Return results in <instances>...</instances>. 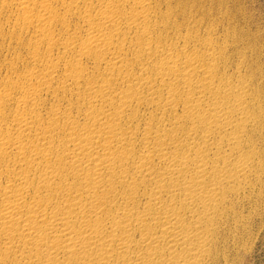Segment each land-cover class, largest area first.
Here are the masks:
<instances>
[{
	"label": "bare ground",
	"instance_id": "obj_1",
	"mask_svg": "<svg viewBox=\"0 0 264 264\" xmlns=\"http://www.w3.org/2000/svg\"><path fill=\"white\" fill-rule=\"evenodd\" d=\"M212 2L0 0V264H235L264 31Z\"/></svg>",
	"mask_w": 264,
	"mask_h": 264
},
{
	"label": "rangeland",
	"instance_id": "obj_2",
	"mask_svg": "<svg viewBox=\"0 0 264 264\" xmlns=\"http://www.w3.org/2000/svg\"><path fill=\"white\" fill-rule=\"evenodd\" d=\"M213 1H214V2H212L213 4L221 3L223 8L224 9L226 8V10H228V11H230V9H231V11H232L231 13H235L237 15L243 14V16H245L250 21L248 23L249 24L248 27H250L252 32L254 31L256 33V35L259 33V31L260 32L264 31V0H245V1L244 0H235V1L234 0H231V1L230 0L229 1L228 0H222L223 3L220 0H213ZM216 1H218L219 3ZM232 1H234V2H232ZM236 1H238L237 2L238 4L236 3ZM226 3L228 5H226ZM236 6L238 7V9ZM233 7L234 8L236 7V9H234ZM239 7L242 9H240ZM249 13H251V14L249 15ZM244 14H246V15H244ZM253 19L254 20L256 19V20L253 21ZM253 23H254V25H253ZM255 23H256V25L258 23V27L255 25ZM259 24L260 25L262 24L261 27ZM255 26L257 27V29ZM261 28L263 30H261ZM258 29H260V30H258ZM263 34H264V32L261 34L259 33L258 37H259V39L261 38L260 40H262L264 42V37H262ZM261 205H262V207H261ZM261 205L259 207L261 212H259V215H258V216L261 215V217L257 216V218L254 220L253 225H252L253 227L251 228L252 230L253 229L254 230L251 231L252 233L250 232V233H248V236H246L247 241L244 238V241H246V242H243V246H244V244L245 245L247 244V245L244 246L243 249L241 248V250L239 251L240 257H238V259H236L235 264H236V262H238L240 264H264V203H262ZM245 247H246V249L248 248L247 251H246ZM244 249H245V251H244ZM244 252H246V253H244Z\"/></svg>",
	"mask_w": 264,
	"mask_h": 264
}]
</instances>
